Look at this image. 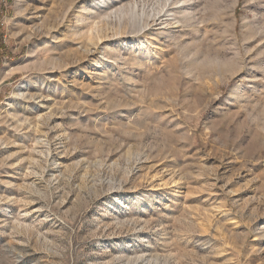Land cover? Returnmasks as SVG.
Listing matches in <instances>:
<instances>
[{"label":"rangeland","instance_id":"rangeland-1","mask_svg":"<svg viewBox=\"0 0 264 264\" xmlns=\"http://www.w3.org/2000/svg\"><path fill=\"white\" fill-rule=\"evenodd\" d=\"M0 264H264V0H0Z\"/></svg>","mask_w":264,"mask_h":264},{"label":"bare ground","instance_id":"bare-ground-1","mask_svg":"<svg viewBox=\"0 0 264 264\" xmlns=\"http://www.w3.org/2000/svg\"><path fill=\"white\" fill-rule=\"evenodd\" d=\"M157 25V24H156Z\"/></svg>","mask_w":264,"mask_h":264}]
</instances>
